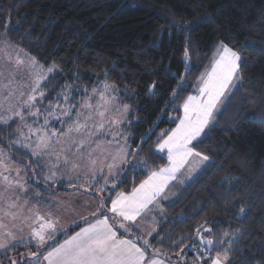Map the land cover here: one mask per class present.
I'll return each mask as SVG.
<instances>
[{"label": "snow or ice", "instance_id": "obj_1", "mask_svg": "<svg viewBox=\"0 0 264 264\" xmlns=\"http://www.w3.org/2000/svg\"><path fill=\"white\" fill-rule=\"evenodd\" d=\"M169 15L174 18L165 20L167 28L160 30L161 37L164 32L169 36L191 33L206 22L202 17L193 24H178L176 20L185 17ZM13 31L10 21L6 20L0 33V77L4 81L0 88V251L5 253V260L0 264H187L184 248L176 253L175 259L167 255L168 251L175 252L183 239L172 240L169 247H154L148 237H159V245H164L165 239L171 240L158 229L166 217L162 203L175 186L172 182H183L184 172L197 171V165L200 166L198 174L211 168V156L197 150V145L214 130H233L228 126L217 129V124L220 123L218 114H223L242 79L238 51L223 40L217 42L211 70L200 78L197 94L188 95L179 106L182 115L175 128L157 138L155 149L166 152L167 164L150 170L147 178L134 185L130 192H118L121 184L127 182L129 171L147 168L149 159L141 160L140 155L148 141L141 139L133 147L134 140L126 134L130 106L124 105L123 110L108 106L122 103L121 93L107 83L109 73H104V82L97 81L103 88L94 85L91 93L86 87L80 90L72 84L61 85L44 108L43 101L50 95L44 91L47 82L54 78L52 74L63 69L57 68L54 61L45 72L37 57H30L23 47L9 39L8 34ZM192 51L189 36L185 38L184 56H190ZM19 74L35 77L30 92L20 91L17 95L12 87L18 82ZM72 82H81L78 69L73 70ZM181 90L178 88L173 96H178ZM73 93H79L83 99L75 100ZM97 95L101 103L93 105ZM242 111L241 108L233 118L237 126ZM41 115L44 122L37 127ZM55 124L60 127L56 128ZM13 148L24 149L22 155L30 153L31 174L27 165L21 168L13 167L15 162L10 163L12 157L7 149ZM41 184L49 196L53 193L47 190L53 185L74 191L68 193L69 199L45 200ZM219 186L223 187V183ZM33 187L37 189L35 192ZM85 194L87 199H83ZM69 210L79 214L80 220L73 221L79 231L56 244L59 236L67 235L70 230L67 225L58 227L61 215ZM240 213L241 217L250 215L243 207ZM145 222L151 226L144 228ZM215 227V222L211 225L205 222L197 228L198 243L193 240V245L198 256L193 264H232V255H239L238 251L233 252L232 246L243 234L237 236L235 232L225 231L226 239L217 244L212 235ZM19 245L29 246V250L18 252L15 258L7 256Z\"/></svg>", "mask_w": 264, "mask_h": 264}, {"label": "trees", "instance_id": "obj_2", "mask_svg": "<svg viewBox=\"0 0 264 264\" xmlns=\"http://www.w3.org/2000/svg\"><path fill=\"white\" fill-rule=\"evenodd\" d=\"M169 13L185 17L177 19L178 24H193L202 17L206 22L191 33L169 36L164 32L161 37L160 30L167 28L165 20L174 18ZM6 20L14 29L8 34L14 45L37 57L43 67L55 61L63 69L47 82L50 97L66 83L90 91L109 73L107 83L121 93V104L132 109L128 132L133 147L141 139L148 141L140 155L141 160L149 159L147 168L129 171L127 182L117 189L121 192H130L150 170L166 165L165 157L155 151L157 138L174 126L171 117L182 115L179 106L209 69L217 42L223 40L236 49L242 79L223 114H218L217 124V129L228 126L233 130H214L197 145V150L211 156L212 167L176 188L175 199L164 205L166 217L158 231L171 240L165 239L164 245L157 243L159 237L150 240L154 247H169L172 240L183 239L167 255L175 259L184 248L186 259H194L190 248H195L197 228L215 222L212 235L217 244L226 239L225 231L243 234L232 246L234 253L239 252L232 255V264H264V0H0V33ZM189 36L193 51L185 57V38ZM74 69L79 70L80 83L72 82ZM178 88L182 90L174 97ZM241 108L237 126L233 118ZM7 151L13 162L22 168L27 165L31 174L28 154L22 155V149ZM43 188L41 184L42 195L47 196ZM68 190L58 185L47 191ZM245 200L251 203L245 204ZM242 207L250 215L241 217ZM76 228H70L67 235ZM67 235L59 236L56 244ZM16 250L27 252L29 246L19 245L13 256ZM4 260L1 252L0 261Z\"/></svg>", "mask_w": 264, "mask_h": 264}, {"label": "rangeland", "instance_id": "obj_3", "mask_svg": "<svg viewBox=\"0 0 264 264\" xmlns=\"http://www.w3.org/2000/svg\"><path fill=\"white\" fill-rule=\"evenodd\" d=\"M31 57V56H30ZM214 58H215V54H214V56H213V58H212V62H211V64L213 63V61H214ZM211 64H210V67H209V69L208 70H206L203 74H202V76H204L207 72H209L210 70H211ZM47 68L48 67H43V69L45 70V72H46V70H47ZM201 76V77H202ZM200 77V78H201ZM17 81L18 82H16V83H14L13 85H12V87L16 90V93H17V95H19V92L20 91H23V92H25V93H28V92H30V84H34V82H35V77L34 76H25V75H23V74H19L18 75V77H17ZM3 84H4V81H3V78L2 77H0V88H2L3 87ZM111 86V85H110ZM200 86V79H199V81H198V86H197V88L194 90V92L193 93H191L190 95H195V94H197V92H198V87ZM97 87H99V88H103V84L101 83V84H98L97 85ZM46 88H47V86H46ZM44 89V91L45 92H49L48 91V89ZM93 91V89H91L90 91H88L89 93H91ZM50 93V92H49ZM56 95H52L51 97L49 96V99H46V100H44L43 101V107L44 108H47V106L49 105V102L55 97ZM73 96H74V98H75V100H77V101H80V100H82L83 99V97L82 96H80L79 95V98H77V94L76 93H73ZM92 103H93V105H97L98 103H101V101H100V97H99V95H97L96 96V98L92 101ZM109 107H112V106H118L121 110H123V107H124V105L123 104H119V105H111V104H109L108 105ZM129 106V105H128ZM132 111V109H131V107H130V112ZM129 121H130V123H129ZM170 121L174 124V126L171 128V129H169V130H167V131H164V132H170L173 128H175V126H176V123L178 122V118L177 117H171L170 118ZM30 123H31V121H29ZM43 122H44V119H43V115H41L39 118H38V120H37V123H36V126L37 127H39L40 125H42L43 124ZM130 124H131V119L129 118V116H128V118H127V120L125 121V127L126 128H129L130 127ZM15 125V124H14ZM15 127H16V125H15ZM55 127L56 128H59L60 127V125L59 124H55ZM127 135H129V132H127L126 133ZM160 136V135H159ZM23 151H24V149H22ZM155 151H156V149H155ZM157 152V151H156ZM158 154H161V155H163L164 157H165V159H166V164H167V158H166V152L165 153H159V152H157ZM28 155H30V153H28ZM11 162H13V161H10V163ZM13 167H21L22 168V166L21 165H19V164H17L16 162L15 163H13ZM164 167V166H163ZM196 167V169H197V171H193V172H191V173H189V172H184V175H183V177H182V180H183V182H180V181H173L172 183L175 185L174 187H172L171 188V190L170 191H168V193H167V198L163 201V203H162V207H164V205L165 204H167V203H169V202H171L173 199H175V197H176V188H178V187H183V186H185V184H187V183H189L192 179H190V177H195L197 174H198V170H199V167L200 166H195ZM139 169H141V167H138L136 170H139ZM30 172V171H29ZM150 174V173H149ZM148 174V175H149ZM13 175H14V173H13ZM56 186H58V185H53L52 187H56ZM33 189H35V188H32V190ZM68 191H72V190H68ZM74 191V190H73ZM81 192H83V189H81L80 190ZM118 192H121L120 190H117ZM59 194V193H58ZM45 200H50V201H56V199L55 198H47V197H43ZM70 198V197H69ZM68 198V199H69ZM83 199H87V194H85L84 195V197H83ZM68 213V212H67ZM69 215V213L68 214H62L61 215V217L62 216H65V218L63 219V220H60V224H62L63 222L62 221H68L69 220V218H70V216H68ZM149 219H151V217L149 218ZM74 220H76V221H79L80 220V217H79V214L78 213H76L75 212V215H74V217H73V219H72V222L74 221ZM70 226H72V227H70ZM69 227L70 228H75V226L73 225V224H71ZM144 228H149L151 225L149 224V223H147V222H145V223H143V225H142ZM59 227V226H58ZM76 231H79V228H76V230H74V232H72V233H70L69 235H67V237L68 236H70L71 234L73 235ZM204 235L205 236H207V233H204ZM67 237H65V239L67 238ZM148 239H151V237H148ZM198 240V239H197ZM23 246V245H22ZM25 246V245H24ZM19 247V246H18ZM190 250H192L194 253H195V258L198 256V253L195 251V248H193V247H191L190 248ZM18 252H20V251H18ZM17 252V250H16V254L18 253ZM22 252H24V251H22ZM26 253V252H25ZM16 254H15V256H13L12 255V251H11V256L10 257H13V258H15L16 257ZM184 255V254H183ZM215 256V255H214ZM194 258V259H195ZM194 259H186V261H187V264H193V261H194Z\"/></svg>", "mask_w": 264, "mask_h": 264}, {"label": "crops", "instance_id": "obj_4", "mask_svg": "<svg viewBox=\"0 0 264 264\" xmlns=\"http://www.w3.org/2000/svg\"><path fill=\"white\" fill-rule=\"evenodd\" d=\"M33 192H35L36 191V189H33L32 190ZM73 191V190H72ZM72 191H67V192H60L59 194L58 193H56V194H53V195H51V196H44L43 195V197H47V198H55L56 200H58L59 198H64V199H68L69 198V195H68V193H70V192H72ZM41 210L43 211L44 209H43V206L41 207ZM68 213H69V215L68 216H70V218H69V220L66 222V221H62L63 223L62 224H59L58 226L59 227H64V226H70L71 224H73V222H72V219H73V217H74V215H75V212H71V210H69L68 211ZM67 212L66 213H64V214H68ZM65 218V216H62L61 218H60V220H63ZM70 227H72V226H70ZM27 228H25V230H24V234L26 235L27 234ZM19 235V234H18ZM72 235V234H71ZM70 235V236H71ZM61 242H63V241H61ZM60 242V243H61ZM2 251H0V253H1Z\"/></svg>", "mask_w": 264, "mask_h": 264}]
</instances>
